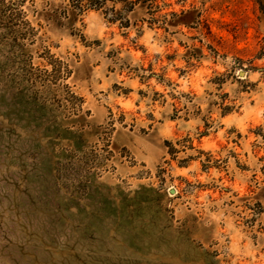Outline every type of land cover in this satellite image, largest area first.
Here are the masks:
<instances>
[{
    "label": "rangeland",
    "instance_id": "374dc122",
    "mask_svg": "<svg viewBox=\"0 0 264 264\" xmlns=\"http://www.w3.org/2000/svg\"><path fill=\"white\" fill-rule=\"evenodd\" d=\"M6 1L0 264H264V0Z\"/></svg>",
    "mask_w": 264,
    "mask_h": 264
},
{
    "label": "trees",
    "instance_id": "16d2710c",
    "mask_svg": "<svg viewBox=\"0 0 264 264\" xmlns=\"http://www.w3.org/2000/svg\"><path fill=\"white\" fill-rule=\"evenodd\" d=\"M108 1L113 3L112 7L107 8L112 13L111 22L120 20L121 25L127 27L128 20L126 14L132 11L140 0H69L63 13L64 16L75 18L88 9H104V11H107L105 6ZM117 3L122 5L120 10L115 9V4ZM259 7L261 12L264 13V7L261 3H259ZM24 17V13L20 9V4L0 0V41L10 42V49L13 50L17 58H22L21 67H19L21 72L20 77L29 79L33 70H37V67H33L31 61L32 56L27 53L26 48L36 41L35 36L37 33L30 27L29 22ZM60 72L61 69L59 66L53 68L52 74L54 75V79L59 78ZM13 78L16 79L17 75H13ZM79 110L78 108L77 111Z\"/></svg>",
    "mask_w": 264,
    "mask_h": 264
},
{
    "label": "water",
    "instance_id": "95a60500",
    "mask_svg": "<svg viewBox=\"0 0 264 264\" xmlns=\"http://www.w3.org/2000/svg\"><path fill=\"white\" fill-rule=\"evenodd\" d=\"M239 74L242 75V72H240Z\"/></svg>",
    "mask_w": 264,
    "mask_h": 264
}]
</instances>
